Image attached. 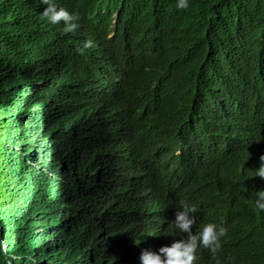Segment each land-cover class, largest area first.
Instances as JSON below:
<instances>
[{
	"label": "clouds",
	"instance_id": "obj_1",
	"mask_svg": "<svg viewBox=\"0 0 264 264\" xmlns=\"http://www.w3.org/2000/svg\"><path fill=\"white\" fill-rule=\"evenodd\" d=\"M14 1H27L87 71L106 134L99 146L96 132L92 152L100 162L114 157L109 171L120 174L103 200L121 225L107 229L118 246L111 264H197L203 249L222 264L228 228L207 222L193 232L197 205L186 199L171 222L180 239L163 242L171 199L253 147L264 129V12L241 0ZM259 160L253 176L264 179V154ZM254 209L264 212V190Z\"/></svg>",
	"mask_w": 264,
	"mask_h": 264
},
{
	"label": "trees",
	"instance_id": "obj_2",
	"mask_svg": "<svg viewBox=\"0 0 264 264\" xmlns=\"http://www.w3.org/2000/svg\"><path fill=\"white\" fill-rule=\"evenodd\" d=\"M26 3L0 0V264L5 255L16 257L13 264H111L118 246L107 229L121 225L103 200L120 174L109 171L114 157L101 163L92 152L96 132L99 146L106 134L89 77L69 42L48 33ZM239 6L264 12V0ZM262 154L264 129L253 147L171 199L163 246L180 239L171 222L186 199L197 205L193 232L207 222L228 228L222 264H264V212L254 209L264 179L253 176ZM197 264L215 261L203 249Z\"/></svg>",
	"mask_w": 264,
	"mask_h": 264
}]
</instances>
